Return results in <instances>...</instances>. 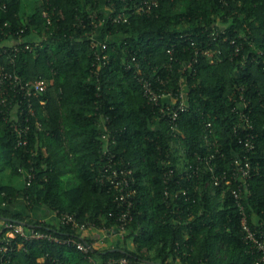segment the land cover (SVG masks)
I'll return each instance as SVG.
<instances>
[{
    "label": "trees",
    "instance_id": "16d2710c",
    "mask_svg": "<svg viewBox=\"0 0 264 264\" xmlns=\"http://www.w3.org/2000/svg\"><path fill=\"white\" fill-rule=\"evenodd\" d=\"M157 1L149 12L137 13L141 0H0V29L21 30L32 46L46 37L41 48L20 51L15 65L9 63L12 52L0 56L5 69L47 84L32 100L34 115L27 114L19 94L12 93L15 102L22 100L19 106L0 101V229L24 224L79 237L58 218L51 223L16 212L21 198L30 211L43 205L56 216L71 215L110 233L121 208L115 193L98 182L106 160L102 120L115 138L110 151L116 166L121 161L132 169L135 189L133 219L113 247L84 254L73 245L26 243L17 236L5 242L12 250L0 264H106L121 258L128 264H255L258 254L244 241L231 193L205 187L210 174L204 163L201 180L189 182L183 174L196 165V154H213L217 141L222 154H215L217 174L229 172L237 156L258 172L242 203L251 226L264 220V0ZM119 15L127 21H112ZM205 48L215 53L213 62L196 54ZM98 52L108 58L104 65L95 59ZM195 57L192 68L181 71L182 63ZM138 76L169 77L166 85L174 87L185 78L188 103L178 120L180 142L168 121L158 119V108L146 102ZM239 89L247 100V122L239 117ZM207 123L212 135L205 144ZM15 124L29 126L23 133L26 147H17ZM161 160L173 170L169 192L188 186V201L165 196ZM24 171L34 174L30 184L25 177L21 186L14 185Z\"/></svg>",
    "mask_w": 264,
    "mask_h": 264
},
{
    "label": "built area",
    "instance_id": "2783aa9c",
    "mask_svg": "<svg viewBox=\"0 0 264 264\" xmlns=\"http://www.w3.org/2000/svg\"><path fill=\"white\" fill-rule=\"evenodd\" d=\"M157 0H141L138 7L137 13L140 12H149L152 6L157 5ZM2 8H6L5 5ZM43 17H45L50 23L48 12H43ZM109 18V15H108ZM110 19V18H109ZM123 20L126 22L127 19L121 15L113 18L112 21L117 22ZM105 22V19L101 20L99 25ZM4 27H9L10 24L4 23ZM35 33V31H34ZM46 39L45 36L38 37L34 40V46L31 44H26L21 30H10L4 32L3 29H0V56H4L8 52L13 53V57L9 59V63L15 65L14 58L18 55L20 51L31 50L32 47H42V42ZM231 43H235L232 40ZM237 50V49H236ZM168 54L172 55L173 50L170 49L167 51ZM200 53L208 57L213 62L214 52L210 49H200L196 51V54ZM96 61H100L99 65H104L106 60L108 61L107 56L100 54V52L95 54ZM103 60V62H101ZM133 61L136 62V59L133 57ZM171 60L173 57L171 56ZM197 62V57L193 58L191 61H184L181 67V71L191 69L193 64ZM130 66V65H129ZM131 67V66H130ZM140 66L136 63V69H139ZM138 81L141 85L142 95L145 98L146 102L156 108H158L160 118H165L169 124V130L172 136L177 137V140L180 142L179 137L182 136L179 127L178 120L180 115L186 111L188 103V85L185 78H181L178 81L176 87L166 84L169 82V77L167 79H162L159 76H156L154 81L148 79L145 76H138ZM47 88V84L44 79L39 78L35 80H25L14 70L5 69L4 63L0 60V101L3 106L16 105L19 106L22 103V100L26 101L27 104V114L34 115L32 100L37 97L40 93H43ZM241 93L238 95L239 103V117L244 118V122H247L248 119L244 115V109L247 107V100L243 97L242 89H239ZM12 93L19 94L21 96L20 102H15L17 96L12 95ZM12 97V99H9ZM44 102L42 101L41 104ZM25 113L22 108L19 111V115ZM28 121V118H27ZM99 126L102 131L101 141H102V156L106 159L104 161V167L100 170L98 176V182L102 185H106L109 191L115 193V201L118 203L121 208V212L115 218L116 225L111 228L110 233H107L106 230H98L95 228V224L92 223H79L77 219L71 215L60 214L55 217L58 218L57 221L60 225L70 227V230L79 234L78 236L74 235H58L51 231H45L37 229L33 226L26 227L24 224H5L0 229V258L3 259L4 256L12 250V248L5 244L8 239H14L17 236H20L26 243H32L34 241H47L56 244L62 245H73L84 254L92 252V248L97 249H107L110 248V244H107L108 241H111L112 237H121L123 238L125 227L132 221L133 216L131 214V208L133 207V197L135 195V189L132 188V183L134 182L133 171L128 166L124 165L123 162L119 161V165L116 166L114 161V154L110 151V144H115V138L111 136L106 127V123L102 120L99 123ZM23 127V124H22ZM38 129H40L39 123L37 124ZM211 124H206V134L203 136L204 143H208L210 135H212V129L210 128ZM247 128H251V125H247ZM14 130L19 133L17 147H26L28 145V140L23 137V133L29 130V126L21 128L19 125H14ZM248 137L250 135L248 134ZM213 143L214 153L208 156H202L196 154V165L194 164L190 168L186 167L184 171V179L189 182L195 183L196 179H202V168L201 163H204L203 167L205 171L210 174L209 180L205 181V187H212L214 191L221 190L223 194L225 192H230L235 206L238 208L241 216L240 227L242 229L244 241L247 244H250L251 250H254L258 256L255 264H264V220H258L255 222L254 226L249 224L248 218L245 213L244 204L242 200H246L250 195V192L247 191L249 186V180L258 175V172L250 165V161L245 160L244 162L237 156L234 159H231V169L230 171H222L217 174V167L214 162L216 156H222L219 145ZM250 149L254 148L253 144H250ZM216 154V156H215ZM33 156V153H32ZM32 164V161H28ZM161 165L165 168L164 173V184H165V196L169 197L170 193L174 194V198L179 197L180 195L184 197L186 201L189 200L190 189L188 186L185 188H180L179 190L171 191L168 190V185L172 181L173 170L169 169L170 163L165 160H161ZM26 177L27 185L30 184L31 180L34 178L32 171H24ZM179 184V180L176 181ZM237 185V189L234 190L230 188L233 185ZM196 190V185H193ZM216 189V190H215ZM231 190V191H230ZM221 199V198H220ZM222 200V199H221ZM255 227V228H252ZM94 231L102 233V236H95ZM116 231V232H114ZM1 233H4L2 235ZM82 233V234H81ZM89 234L92 238V242L88 243L84 240L85 235ZM108 234V235H107ZM115 235V236H114ZM7 243V242H6ZM106 264H128L126 258H121L118 260L109 259Z\"/></svg>",
    "mask_w": 264,
    "mask_h": 264
},
{
    "label": "crops",
    "instance_id": "0c3cea01",
    "mask_svg": "<svg viewBox=\"0 0 264 264\" xmlns=\"http://www.w3.org/2000/svg\"><path fill=\"white\" fill-rule=\"evenodd\" d=\"M19 201L20 202L17 203L15 208H14V210L16 212L24 213L25 215L37 218V219H39L41 221H48V222H51V223L55 222V219H56L55 215L46 206L38 205L33 210L30 211V210H28V209H26L24 207L23 203L21 202L22 201L21 198H20ZM114 232H116V231H114ZM93 233L95 234V236H100L101 235V233L96 232V231H94ZM114 239H115V237L111 238V242L109 243L111 245L110 247H113Z\"/></svg>",
    "mask_w": 264,
    "mask_h": 264
},
{
    "label": "rangeland",
    "instance_id": "374dc122",
    "mask_svg": "<svg viewBox=\"0 0 264 264\" xmlns=\"http://www.w3.org/2000/svg\"><path fill=\"white\" fill-rule=\"evenodd\" d=\"M30 0H24V2H25V4H27V2H29ZM30 5H28V8L30 9V7H29ZM32 6V5H31ZM29 11V10H28ZM30 11H31V9H30ZM110 12L111 11H109V10H107L106 11V15L108 16L109 14H110ZM24 178H25V175H24V173H23V175L22 176H20V177H17V178H15L14 179V181H13V183H14V185H16V186H21L22 184H23V180H24ZM108 235V234H107ZM100 236H102V233H101V235ZM111 239V238H110ZM111 241H108L107 242V244H109Z\"/></svg>",
    "mask_w": 264,
    "mask_h": 264
}]
</instances>
